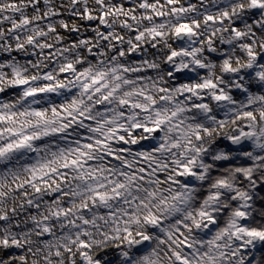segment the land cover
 Here are the masks:
<instances>
[{
    "label": "snow or ice",
    "instance_id": "obj_1",
    "mask_svg": "<svg viewBox=\"0 0 264 264\" xmlns=\"http://www.w3.org/2000/svg\"><path fill=\"white\" fill-rule=\"evenodd\" d=\"M72 3L90 35L80 37V28L70 29L69 23L58 31L54 21H63V5L54 0H9L7 9L17 12L0 16L7 33L0 38V264H29L33 237L38 246L55 247L58 258L67 253L71 264L77 258L78 264H133L137 256L142 264H157L148 248L152 233L166 237L159 242L170 245L175 264H216L228 257L233 264H264V87L252 83L253 76L264 81V43L256 40L257 33L264 38V0H250L246 16L249 26L256 22L253 30L241 31L240 23L229 30L246 51L235 59L231 49L213 57L235 76L240 104L206 78L214 65L197 58L200 50L192 45L198 40L185 47V40L199 37L198 19L195 26L179 19L174 25L176 44L166 54L172 87H158L150 74L156 65L137 55L144 52L146 34L153 43L145 47L153 56L164 40L165 6L184 14L190 5L180 0H136L135 6L133 0H95L94 8L87 0ZM137 7L140 19L149 22L144 31L130 23L137 21ZM223 15L221 25L230 19ZM110 17L121 19L134 41L122 43L123 35L111 31ZM203 18L217 23L213 15ZM96 38L103 44L94 43ZM208 43L212 55L216 48ZM78 44L88 60L71 53ZM180 56L191 65L174 63ZM239 59L249 61L248 71L233 67ZM133 60L141 63L130 66ZM209 101L228 104L229 110L222 116ZM205 115L220 127L234 126L211 162L198 160L201 149L192 146L193 137L202 141L203 134L211 135V123L201 124ZM169 157H174L172 167ZM165 182L181 189L175 195L168 189L172 203L157 196ZM194 196L199 202L190 211L184 205ZM161 206L184 212L191 224L180 221L169 230L154 211ZM141 223L151 231H135ZM218 225L210 240L185 235L193 226H211V231ZM97 234L115 246L95 251L102 246Z\"/></svg>",
    "mask_w": 264,
    "mask_h": 264
},
{
    "label": "clouds",
    "instance_id": "obj_2",
    "mask_svg": "<svg viewBox=\"0 0 264 264\" xmlns=\"http://www.w3.org/2000/svg\"><path fill=\"white\" fill-rule=\"evenodd\" d=\"M89 7H95V0H87ZM182 5H190L191 11L184 13V14H173L171 11V8L168 6H165L163 11H165L166 16L164 17L165 21L167 22V27L162 29V31L165 32V38L164 40L158 41L159 47L156 49V53L153 56L150 49L145 47V45L152 44V40L148 37V35H145V40L141 43V48H144V52L140 53L137 52V55H143L145 58L149 59L150 62L154 63L156 65L155 69L151 70L150 74L153 77V79L156 81L157 86H167L172 87V81L168 78V70L172 68L171 64H168L166 54L172 50H174L175 44H176V36L174 31V25L176 21L179 19L182 22H193V26H195L194 21L196 19L199 20V37L198 38H188L185 40V47L189 46V43L191 40H198V43L192 45V47L198 48L200 51L198 52L197 58L201 59L202 61L207 62L210 65H214L213 68H210L208 71L207 77L208 79H214L217 84L221 85L227 94L233 96V100L240 104L243 101V97L239 96L238 93H236L237 84L235 83V76L231 74H227L223 71V62H217L213 59L214 56L217 55H224V53L228 52L229 49H231V58L235 59L237 57H240L244 51L246 50H240L239 48V42L236 40L234 34L229 31L234 24L240 23L241 24V31H251L255 26H257L256 22H253L251 26L248 25V18L246 16V13L251 9L250 0H196V3L193 5L190 3V0H180ZM9 3V0H0V8L5 9V11L0 12V16L4 15H13L17 12L15 9H7V4ZM54 3H60L63 5V15L64 18L63 21L61 20H55L54 23L58 27V31L63 30L62 29V23H69V28L73 27H79L80 32L79 36L84 37L87 36V33L91 31L92 29L90 27L86 28L83 27L84 24L87 23L86 19H81L78 17V13L73 12V8L76 6L72 3V0H54ZM133 4L135 6L136 0H133ZM224 12L228 13V16L230 19H226L224 24L221 25L219 21L221 19H224ZM137 15V21H130L133 27L139 28V30L144 31V29L148 26L149 22L143 21L140 19L142 13L140 12L139 8L137 7L136 11ZM206 15H213L216 18L217 23H206L204 20V16ZM67 17H77V19H67ZM155 21H153L154 23ZM122 20L117 19L115 17H110V26L111 31L115 32L118 35H123V41L125 45L127 44V41L129 39H132L134 41V37L131 35L130 32L124 31L121 28ZM101 29L99 26L97 27L96 31H100ZM6 31L3 28H0V38H3L6 35ZM65 42H68V37H64ZM212 41V45L215 46L216 51L212 53V55L208 54V48L210 47L208 41ZM256 40L259 43H264V38L260 37L259 33L256 35ZM96 44H103V41L96 38L93 40ZM232 45H236V48H232ZM256 45H253L255 47ZM84 47L82 45H77L75 48H71L70 51L73 54V56H80L83 55L85 60H88V56L86 53H81V48ZM260 51H264V49H261ZM29 53L25 52L22 53V55L27 56ZM129 53H126L125 60H127ZM67 55V54H66ZM111 55V51H109V56ZM107 61V57L104 58ZM183 62L185 64L191 65V60L187 57L180 56L177 58L174 63ZM119 63V60L117 61ZM130 66L134 64H140L141 61L139 60H133L130 61ZM249 61L246 59H239L237 63L233 64V67L236 69H243L245 71H248L247 65ZM167 65V67H166ZM43 69H41L42 71ZM189 71L192 70L190 67L188 69ZM180 78H177V82ZM245 85L249 83L248 80L244 81ZM252 83L264 87V81L258 80L255 76L252 77ZM178 86V83H177ZM233 93H236V95H233ZM154 95L157 96L158 102H159V93L153 92ZM239 97V98H238ZM19 102V101H18ZM210 107L213 109L214 112H220L223 116L224 112L229 110L230 105L225 104L223 106H217L215 101H209ZM259 107L256 108L257 116H259ZM142 116V114H141ZM211 123L210 118L205 115V118L201 120L202 125H208ZM260 128H264V121L260 122ZM211 135L203 134V140L197 141L195 138H192V146L193 148L199 147L201 149V156L198 157V160L205 159L208 162H211L214 158V153L222 151L225 147V138L229 135H232L234 133V126L231 123H228L225 127H220L218 123H211L210 128ZM143 137H141L142 139ZM153 143H159V139L154 140ZM168 154H160L157 155V160L162 161L165 156ZM232 155H236V153H232ZM171 158L168 159L169 167H172L171 165ZM131 159V157H129ZM168 175H173L174 172L167 173ZM198 182L193 179L191 182L192 186L195 187ZM172 189L171 195H175L178 191L181 189L178 185H172L167 182H165L161 187L156 189L157 196H165L169 198V203H172L171 198L168 194V189ZM199 202V197L194 196V198L189 201L184 207L188 208L190 211H194L196 208V204ZM19 203V201H17ZM180 203L179 201L177 202ZM156 211V214L163 217L164 226H166L169 230L175 231V229L179 226L180 221H183L184 223L191 224L190 220L185 219V213H169L165 208L162 206L158 209H154ZM179 218V219H178ZM150 225H145L141 223L138 226H134L135 231H145L150 232L151 231ZM211 226H205L201 229H196L193 226V230L191 233L185 231V235L190 237L191 239L195 241H199L201 238H203L205 241L210 240L213 238V235L216 231L219 229V225L216 228H211V231H208L207 229ZM207 232V235L205 233ZM161 239H166V237L163 234L159 233H152V241L148 245V248L152 254L155 255V258L157 260V264H175V257L172 255V252L169 250L170 245L169 244H160ZM96 240L98 242H102V246L98 249H94L95 251H103L105 248L108 247H114L115 245L111 241H103V238L97 234ZM58 244H63L64 241H57ZM123 243V241H121ZM71 246V245H69ZM198 244H195L194 247H198ZM30 247L33 249L35 255L30 256L29 258V264H71V259L66 258L67 253H62V255L58 258L55 255V247L52 249H49L47 247L38 246L35 237H33L32 241H30ZM127 247V245H125ZM172 248H175L174 245L171 246ZM179 251H184L183 249H176ZM129 252H131V249H129ZM119 255V253H117ZM124 259V257H121ZM142 257L137 256L133 260V264H142ZM189 259L194 260V257L191 253H189ZM77 264H78V258H77ZM216 264H233L232 258L228 257L225 258L224 261L217 260Z\"/></svg>",
    "mask_w": 264,
    "mask_h": 264
},
{
    "label": "bare ground",
    "instance_id": "obj_3",
    "mask_svg": "<svg viewBox=\"0 0 264 264\" xmlns=\"http://www.w3.org/2000/svg\"><path fill=\"white\" fill-rule=\"evenodd\" d=\"M62 18H66V17H64V15H63V17ZM67 19H77L76 17H67ZM85 25V24H84ZM89 26H94V25H89ZM61 32H63V30H60ZM64 35H68L67 33H64ZM87 35H90V33H87ZM71 38V37H70ZM13 55H16L15 53L13 54Z\"/></svg>",
    "mask_w": 264,
    "mask_h": 264
},
{
    "label": "trees",
    "instance_id": "obj_4",
    "mask_svg": "<svg viewBox=\"0 0 264 264\" xmlns=\"http://www.w3.org/2000/svg\"><path fill=\"white\" fill-rule=\"evenodd\" d=\"M261 194L264 195V192H262Z\"/></svg>",
    "mask_w": 264,
    "mask_h": 264
},
{
    "label": "rangeland",
    "instance_id": "obj_5",
    "mask_svg": "<svg viewBox=\"0 0 264 264\" xmlns=\"http://www.w3.org/2000/svg\"><path fill=\"white\" fill-rule=\"evenodd\" d=\"M262 252H264L262 249H261Z\"/></svg>",
    "mask_w": 264,
    "mask_h": 264
},
{
    "label": "water",
    "instance_id": "obj_6",
    "mask_svg": "<svg viewBox=\"0 0 264 264\" xmlns=\"http://www.w3.org/2000/svg\"><path fill=\"white\" fill-rule=\"evenodd\" d=\"M262 250L264 251V248H262Z\"/></svg>",
    "mask_w": 264,
    "mask_h": 264
}]
</instances>
